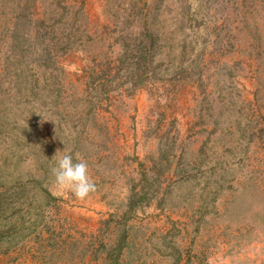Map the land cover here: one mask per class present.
Returning a JSON list of instances; mask_svg holds the SVG:
<instances>
[{"label":"rangeland","instance_id":"374dc122","mask_svg":"<svg viewBox=\"0 0 264 264\" xmlns=\"http://www.w3.org/2000/svg\"><path fill=\"white\" fill-rule=\"evenodd\" d=\"M0 264H264V0H0Z\"/></svg>","mask_w":264,"mask_h":264},{"label":"clouds","instance_id":"9594fccd","mask_svg":"<svg viewBox=\"0 0 264 264\" xmlns=\"http://www.w3.org/2000/svg\"><path fill=\"white\" fill-rule=\"evenodd\" d=\"M51 174L58 191L70 192L78 200L83 201L96 191V184L89 175L88 163L79 154L75 159L70 153L63 154L51 168Z\"/></svg>","mask_w":264,"mask_h":264}]
</instances>
